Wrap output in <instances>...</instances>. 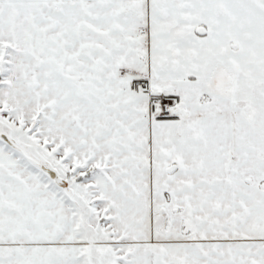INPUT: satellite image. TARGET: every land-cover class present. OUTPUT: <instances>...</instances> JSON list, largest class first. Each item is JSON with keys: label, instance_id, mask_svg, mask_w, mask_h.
<instances>
[{"label": "snow or ice", "instance_id": "snow-or-ice-1", "mask_svg": "<svg viewBox=\"0 0 264 264\" xmlns=\"http://www.w3.org/2000/svg\"><path fill=\"white\" fill-rule=\"evenodd\" d=\"M0 264H264V0H0Z\"/></svg>", "mask_w": 264, "mask_h": 264}]
</instances>
